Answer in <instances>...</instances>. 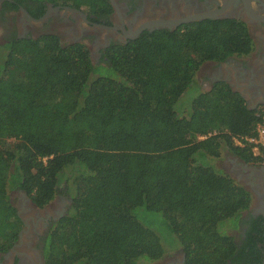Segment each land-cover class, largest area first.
<instances>
[{
  "label": "trees",
  "instance_id": "trees-1",
  "mask_svg": "<svg viewBox=\"0 0 264 264\" xmlns=\"http://www.w3.org/2000/svg\"><path fill=\"white\" fill-rule=\"evenodd\" d=\"M16 1L111 11L100 0ZM253 48L235 19L145 31L97 65L57 34L0 44V251L24 225L10 196L20 189L39 207L72 199L44 237L46 264H147L176 248L185 264H262L264 223L241 249L232 235L253 193L216 163L228 150L262 165L234 141L261 117L225 82L176 108L205 62Z\"/></svg>",
  "mask_w": 264,
  "mask_h": 264
},
{
  "label": "flooded vegetation",
  "instance_id": "flooded-vegetation-1",
  "mask_svg": "<svg viewBox=\"0 0 264 264\" xmlns=\"http://www.w3.org/2000/svg\"><path fill=\"white\" fill-rule=\"evenodd\" d=\"M100 1L111 11L95 14L86 8L51 1L0 0V44L14 37L38 39L44 34H57L63 44H85L97 65L107 59L105 54L112 44L126 43L145 31L174 30L207 19H235L246 25L254 41L253 50L247 55L205 62L198 73L202 77L198 85L201 90H208L218 82H225L242 94L250 108L257 112L264 111V0ZM196 16L203 17L191 18ZM183 18L190 20L179 25H161ZM238 160L242 161L240 158ZM230 161L233 160L230 158ZM233 166V171L240 177L247 170L244 164L235 160ZM262 177L263 173L249 179L258 183ZM20 191L18 212L24 225L13 246L0 251V264H46L43 256L44 237L53 221L66 214L72 199L61 192L52 202L39 207L25 191ZM261 192H264V187ZM262 204L264 199L260 201L258 194L253 192V204L243 212L238 227L232 233L240 249L248 242L252 228L259 222L264 223ZM241 254L237 252V255ZM185 258L184 251L176 249L168 258L162 259H165L162 264H185ZM227 264L234 263L229 261Z\"/></svg>",
  "mask_w": 264,
  "mask_h": 264
},
{
  "label": "rangeland",
  "instance_id": "rangeland-1",
  "mask_svg": "<svg viewBox=\"0 0 264 264\" xmlns=\"http://www.w3.org/2000/svg\"><path fill=\"white\" fill-rule=\"evenodd\" d=\"M206 66V65H205ZM201 79H202V77H200V76H198L197 77V84L196 83H193L183 94H182V96L180 97V99H179V101H178V103H177V105H176V108H177V110H182V109H186L187 110V112H188V109L190 108V104H191V102H192V100H193V98L198 94V93H200V86L198 85V83H199V81H201ZM203 81V80H202ZM205 88V87H204ZM230 158L234 161H238V162H240L239 160H238V158L237 157H235L231 152H229L228 150H226V151H224V153H223V155H222V157L220 158V159H218L217 161H216V163H217V165H218V167H220V168H223L226 172H228V173H230L231 175H233V177H237L238 176V174H236L234 171H233V161L231 162L230 161ZM260 166V165H259ZM246 173H248L247 171H246ZM243 174H245V173H243ZM237 179V178H236ZM239 181V180H238ZM242 184H243V182H241ZM246 186H248V185H246ZM249 188H250V186H248ZM22 194V191H20V190H12L11 192H10V196H11V199H12V201H13V203L18 207V203H19V201L21 200L20 198V195ZM252 204H253V202H252ZM256 205H257V201H256ZM232 233H233V231H232ZM176 249H181V248H176ZM176 249H172V250H170L163 258H165V257H169L170 255H172L173 254V252L176 250ZM162 258V259H163ZM162 259H160V260H157V261H154V262H149V263H147V264H162L163 262H164V260H162ZM158 261H160L159 263H158Z\"/></svg>",
  "mask_w": 264,
  "mask_h": 264
},
{
  "label": "water",
  "instance_id": "water-1",
  "mask_svg": "<svg viewBox=\"0 0 264 264\" xmlns=\"http://www.w3.org/2000/svg\"><path fill=\"white\" fill-rule=\"evenodd\" d=\"M203 16H196V17H191V18H202ZM190 18H183V19H179V20H173V21H168V22H163L161 23V25H166L164 23H169L170 25L172 24H176L179 25L183 22H187L189 21ZM157 25H160V23H158ZM240 163L244 164V167L247 169L246 171L248 173L245 172V174L242 175V177H240L239 175L236 177L237 180H239L240 182H243V185H248L250 186V188L248 186H246L252 193L254 192L255 194H258V198L261 201V198L264 199V192L262 193V187H264V166H259V165H254V164H249L247 162H243L240 161ZM260 172V173H259ZM263 173V177L262 180L258 181H250V177L252 178L253 176L256 177V175ZM249 176V177H248ZM248 177V178H247ZM258 205V202H257ZM262 211L264 213V204H262ZM20 213V212H19ZM264 264V258H263V263Z\"/></svg>",
  "mask_w": 264,
  "mask_h": 264
},
{
  "label": "built area",
  "instance_id": "built-area-1",
  "mask_svg": "<svg viewBox=\"0 0 264 264\" xmlns=\"http://www.w3.org/2000/svg\"><path fill=\"white\" fill-rule=\"evenodd\" d=\"M259 116L261 117L260 121L256 124V134L251 135H241L235 136L234 141L236 144L240 146H245L246 144L253 146V152L255 154L262 153L264 155V111L258 112ZM207 136H201V138ZM264 166V160L262 165Z\"/></svg>",
  "mask_w": 264,
  "mask_h": 264
}]
</instances>
